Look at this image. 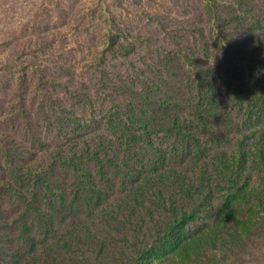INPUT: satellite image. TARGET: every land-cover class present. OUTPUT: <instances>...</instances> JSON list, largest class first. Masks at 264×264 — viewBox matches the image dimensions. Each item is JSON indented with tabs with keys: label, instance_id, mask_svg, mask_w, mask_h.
<instances>
[{
	"label": "rangeland",
	"instance_id": "1",
	"mask_svg": "<svg viewBox=\"0 0 264 264\" xmlns=\"http://www.w3.org/2000/svg\"><path fill=\"white\" fill-rule=\"evenodd\" d=\"M0 264H264V0H0Z\"/></svg>",
	"mask_w": 264,
	"mask_h": 264
}]
</instances>
